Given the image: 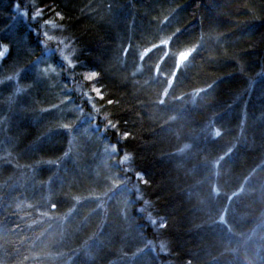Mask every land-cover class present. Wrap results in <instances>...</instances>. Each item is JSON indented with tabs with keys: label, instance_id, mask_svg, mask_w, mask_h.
Returning a JSON list of instances; mask_svg holds the SVG:
<instances>
[{
	"label": "trees",
	"instance_id": "1",
	"mask_svg": "<svg viewBox=\"0 0 264 264\" xmlns=\"http://www.w3.org/2000/svg\"><path fill=\"white\" fill-rule=\"evenodd\" d=\"M11 3L29 17L0 8V264H264V0ZM44 22L70 50L68 67L45 42L66 95L86 110L98 92L102 137L129 159L121 226L90 211L99 171L81 150L64 158L66 127L42 129L62 125L45 111L60 89L29 85Z\"/></svg>",
	"mask_w": 264,
	"mask_h": 264
},
{
	"label": "rangeland",
	"instance_id": "2",
	"mask_svg": "<svg viewBox=\"0 0 264 264\" xmlns=\"http://www.w3.org/2000/svg\"><path fill=\"white\" fill-rule=\"evenodd\" d=\"M25 2L27 5L31 4V1ZM6 4L7 0H0V8L4 11L10 10V13L7 16L12 24L21 27L23 24L27 23L29 17V12L27 10L22 11L19 3H11L9 8ZM26 8L29 9L27 6ZM32 20L33 22L39 20L37 14ZM41 27V34L43 37L42 49L45 53H42L41 56L33 63L34 67L32 66L31 69H29L31 74L32 72L35 73V79L32 83L28 84L34 86L36 82V84L38 83V85L43 86L44 89L45 87H49L51 91L52 89H57V87L60 89V91H57L56 93L58 99L60 98V106L53 107L52 109L54 111L51 109H45V111L48 113L53 112L52 114L56 115V117L53 118L59 119L62 123V125H56L54 129L53 127L49 129V125L44 126L42 129L47 131L48 136H50L49 134H52V136L53 134H56L63 137V127H66L65 136L68 140V148H66L67 150L65 152L66 154H64V158H86L84 155L80 154L81 150V153H86L88 156L87 158L92 161L90 162V166L92 165V168L90 169H92L95 176L97 175V170L99 171L98 177L100 178H98V184L102 186L103 190L98 196L90 197L92 200L91 203L95 205L90 211L104 214L106 213L107 219L110 220L111 223L114 220L121 226L122 222H126L124 219H128L127 208L130 207L131 204H134V202L131 201V196L136 190V188H132L129 183L131 179L129 176L130 168L128 167L129 159L127 156H120L118 150L114 146L112 147V145L108 142L104 141L102 137L103 131L100 129L101 127H99L100 125L98 120L95 119L94 116L97 112V109L94 108V101L95 97L99 96L98 92L95 91L92 93L88 92V90L85 91L83 102L87 103V105L84 103L88 108L86 110H84L77 101H71L68 96L69 94L66 95L65 89L63 88L65 85H63L61 79V77H63V71L59 66V64L62 63L56 64L54 62L53 52L49 50L47 52L45 42L48 39L49 41H54L59 48L61 47L60 50L53 51H55L56 54L59 53V60L61 61V59H63L64 63L68 67L73 64L69 58L70 50L69 48L63 46V43H59L62 40L57 39L60 35L54 30V27L51 28L46 25L45 22L41 24ZM8 52L9 48L0 43V63H2L3 59L7 57ZM188 57L189 54H181L179 58H177L179 68L183 67V65L187 63ZM121 62L122 65H125L127 59H123ZM135 70L137 71L136 68ZM18 77H20V70H14L10 71L8 75L5 74V77L1 80V82L8 86V93H10V91L13 93L17 91L13 86L15 85V82H19ZM28 84L26 86L24 85V87H27ZM50 130H56V133L48 132ZM44 146L45 145L43 143L38 144V148ZM34 176L35 174L32 178ZM79 176H82L81 172ZM77 183L81 184L82 182L79 180ZM75 187L79 189L81 188L78 185ZM48 188V185H45V189H47L46 191H49ZM134 197L138 199V193ZM118 218H121L122 220H119ZM69 225L70 223L66 224V227H64L66 235H68L67 232ZM62 237L63 236H55L52 240L60 241ZM140 247L142 246L139 243L138 250Z\"/></svg>",
	"mask_w": 264,
	"mask_h": 264
},
{
	"label": "bare ground",
	"instance_id": "3",
	"mask_svg": "<svg viewBox=\"0 0 264 264\" xmlns=\"http://www.w3.org/2000/svg\"><path fill=\"white\" fill-rule=\"evenodd\" d=\"M94 146V145H93Z\"/></svg>",
	"mask_w": 264,
	"mask_h": 264
}]
</instances>
